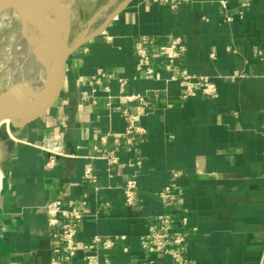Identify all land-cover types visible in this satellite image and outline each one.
<instances>
[{
  "label": "crops",
  "instance_id": "crops-1",
  "mask_svg": "<svg viewBox=\"0 0 264 264\" xmlns=\"http://www.w3.org/2000/svg\"><path fill=\"white\" fill-rule=\"evenodd\" d=\"M221 1L132 0L103 33L70 55L64 82L48 110L22 128L10 127L13 144L0 136L5 173L0 264H50L59 243L47 209L54 200L82 205L87 214L72 264H86L87 244L96 234L126 235L110 248L100 247L102 261L175 264L170 256L142 247L161 212L174 213L176 230L186 232V252L196 264H261L264 0H250L245 8L243 0H226V8ZM98 12L90 26V20L79 24L72 40L105 19ZM142 34L158 43L180 36L187 52L177 61V72L209 75L216 91L204 94L198 88L195 95L183 97L182 81L171 79L163 59L154 60V76L138 70L134 41ZM100 67L115 77L97 81ZM119 78L127 79L128 92L145 94L147 103L125 99ZM126 111L146 128L130 141ZM103 134L108 135L104 147L120 157L119 163L94 156ZM46 137L64 143L70 154L53 167L46 165L47 153L39 147ZM87 164L96 180L84 178ZM176 171L181 174L175 176ZM128 178L138 180L136 207L124 200ZM162 191L173 192L175 200L162 197ZM106 201L112 202L108 212L101 204Z\"/></svg>",
  "mask_w": 264,
  "mask_h": 264
},
{
  "label": "built area",
  "instance_id": "built-area-1",
  "mask_svg": "<svg viewBox=\"0 0 264 264\" xmlns=\"http://www.w3.org/2000/svg\"><path fill=\"white\" fill-rule=\"evenodd\" d=\"M157 1V0H156ZM224 8L227 7L226 0L221 1ZM250 0H243L242 7H248ZM244 14H242L243 16ZM135 52L137 54V69L144 70L147 76H154L157 73L155 59H163L164 67L171 72L172 80H181L184 86L183 97L195 95L198 88L204 94H211L216 91V84L209 75H198L189 72L187 69L177 72V61L187 52V45L180 36L171 38L168 43H158L155 38L146 34L138 36L134 41ZM261 49L255 47V53L261 54ZM114 72L108 71L104 67L96 70L97 81L105 78H114ZM122 86V96L128 101H137L141 104L147 103V97L142 93L128 92L125 88L126 78H119ZM109 90V86L106 87ZM128 120L126 136L128 140L134 133H144L146 128L137 125L138 116L125 112ZM108 141V135H100L98 141L94 145L97 152L95 157L106 159L111 165L120 162V157L114 152L106 150L104 145ZM47 153L48 167L57 164L61 157H68L70 154L66 150L64 143L57 139L44 138L39 145ZM181 171L174 172L175 176H179ZM84 178L96 180L93 167L89 164L85 166ZM125 202L133 207L138 203V180L136 178H128L123 188ZM160 195L171 202L175 200L173 192L162 191ZM104 210H108L112 206V202L106 201L101 203ZM49 214V225L54 228L52 235L58 240V244L53 248V256L50 264H72L78 251L80 244L77 240V233L87 214L82 205H77L70 201L62 204L60 200H54L47 203ZM176 219L173 212H161L157 215L156 221L149 225L147 232L142 239V247L149 253H163L172 258L175 264H196L195 259L188 256L186 252L187 234L184 230H176ZM118 239H126V235L103 236L96 234L87 244L88 253L85 256L86 264H113L108 258L104 261L100 259L98 250L100 247L110 248L115 245ZM125 250L128 248L125 247ZM57 255L61 256L58 259ZM131 264V263H129ZM264 264V259L261 262Z\"/></svg>",
  "mask_w": 264,
  "mask_h": 264
},
{
  "label": "bare ground",
  "instance_id": "bare-ground-1",
  "mask_svg": "<svg viewBox=\"0 0 264 264\" xmlns=\"http://www.w3.org/2000/svg\"><path fill=\"white\" fill-rule=\"evenodd\" d=\"M67 1L0 0V7H10L13 10V16L18 19L10 43L11 49H8V52L18 58L21 66L16 68L10 82L23 74L20 92L24 101L19 106V110L22 112L30 110L47 96L55 77L61 52L49 36L57 35L59 30L55 27V18L49 19V17L50 14L62 15ZM72 17L73 14L63 24V33L66 36H71L74 33L70 31ZM80 33L82 34L83 30ZM10 93L11 90L9 95L12 98ZM9 102L0 104V112ZM4 174L0 169V192Z\"/></svg>",
  "mask_w": 264,
  "mask_h": 264
},
{
  "label": "water",
  "instance_id": "water-1",
  "mask_svg": "<svg viewBox=\"0 0 264 264\" xmlns=\"http://www.w3.org/2000/svg\"><path fill=\"white\" fill-rule=\"evenodd\" d=\"M131 1L132 0L121 1L114 10L106 15H104V13H106L105 10L98 12V16L100 17L104 15L105 19L96 28H86V31L84 29L83 33L75 37L73 40L71 39V36H66L65 33H63V24L65 20L71 17L72 11L77 4V0H68L65 4V10L62 15L50 14L49 19L55 18V27H57L59 31L57 35H50L49 38L59 47L61 52L59 61L57 63V71L55 77L51 83L47 96L40 100L37 104H35V106H33L30 110L23 112L19 110V106L24 101L20 92V84L22 82L23 74L21 76H18L17 79L10 82L8 87L9 89L7 91L11 90L10 94L12 95V98L0 112L1 137H3L7 142L13 144L14 138L10 134V127L22 128L27 123L42 116L48 110L64 82L66 76V62L70 55L82 45L90 41L92 38H94L98 34L103 33L112 19ZM2 8L4 7H0V9ZM95 19L96 16L90 20L88 26H90L95 21Z\"/></svg>",
  "mask_w": 264,
  "mask_h": 264
},
{
  "label": "rangeland",
  "instance_id": "rangeland-1",
  "mask_svg": "<svg viewBox=\"0 0 264 264\" xmlns=\"http://www.w3.org/2000/svg\"><path fill=\"white\" fill-rule=\"evenodd\" d=\"M121 1L122 0H114V2L113 0H77L74 11H72L73 17L70 20V31L75 32L79 24L84 25L88 23L98 11L105 10L106 14H108ZM101 20L102 18H99L95 24L100 23ZM17 21L18 19L13 16V10L10 7L0 9V104L7 103L11 100L9 91H7L9 89L11 76L15 73L16 68L21 67L18 58H15L8 52V49H11L10 43ZM2 158L3 153H1L0 150V160Z\"/></svg>",
  "mask_w": 264,
  "mask_h": 264
}]
</instances>
